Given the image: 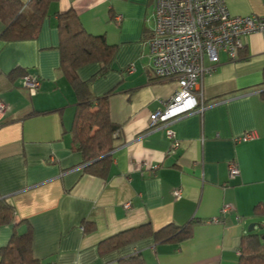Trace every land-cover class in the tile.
Returning <instances> with one entry per match:
<instances>
[{"label":"crops","instance_id":"obj_1","mask_svg":"<svg viewBox=\"0 0 264 264\" xmlns=\"http://www.w3.org/2000/svg\"><path fill=\"white\" fill-rule=\"evenodd\" d=\"M224 1L231 16L264 17V0ZM68 10L88 33L116 47L111 69L91 85L95 96L113 90L107 104L119 129L106 177L86 172L81 153L72 150L77 100L59 69L57 25ZM153 24L154 0H56L36 38L0 39V99L8 106L0 118V199L14 219L0 226V247L13 229L29 228L32 254L42 264H118L134 253L145 264H238L249 225L264 228V216L254 214L264 206V35L250 34L235 59L222 55L202 76L196 109L151 129L150 114L175 89L174 80L153 75ZM15 68L39 80L35 92L22 86V76H9ZM98 69L93 63L77 72L87 80ZM249 131L254 139L236 140ZM83 221L95 229L84 232ZM146 223L153 230L190 223L192 236L167 243L147 238L98 254L101 240Z\"/></svg>","mask_w":264,"mask_h":264},{"label":"trees","instance_id":"obj_2","mask_svg":"<svg viewBox=\"0 0 264 264\" xmlns=\"http://www.w3.org/2000/svg\"><path fill=\"white\" fill-rule=\"evenodd\" d=\"M56 0H0V21L4 25L0 39L4 41L31 40L37 37L49 6ZM60 55L59 69L76 95V106L70 129L72 150L79 151L85 163V171L98 177H106L111 166L113 135L119 129L110 119L107 97L92 93L91 85L110 69L116 47L108 45L101 35L88 33L77 15L68 10L58 17ZM98 64L99 69L87 80H81L78 70L89 64ZM27 73L13 69L9 76H24ZM254 214L264 216V206L254 208ZM13 208L5 199H0V226L12 224ZM15 227V225H14ZM84 232L95 229V223L83 221ZM192 236L190 223L168 224L153 230L150 224L113 234L97 245L98 254L104 256L123 246L151 238L154 243L181 242ZM0 264H42L32 254V233L27 229L17 233L13 229L6 245L0 247ZM51 264V263H46ZM118 264H145L140 253L120 257ZM238 264H264V237L249 233L242 237Z\"/></svg>","mask_w":264,"mask_h":264},{"label":"built area","instance_id":"obj_3","mask_svg":"<svg viewBox=\"0 0 264 264\" xmlns=\"http://www.w3.org/2000/svg\"><path fill=\"white\" fill-rule=\"evenodd\" d=\"M252 33L264 35V17L231 16L224 0H154V24L149 38L152 72L159 80H174L175 89L164 106L150 114L149 128L165 127L196 109L198 96L202 101V76L214 69L222 55L235 59ZM205 58L211 63L209 66L204 65ZM21 84L33 93L39 80L24 75ZM7 107L0 99V118ZM166 135L172 147H178L172 130L166 129ZM255 137V132L249 131L236 140L244 142ZM238 173L237 165L231 163L230 176ZM174 196L181 197V191L176 190ZM130 206L124 205L126 209ZM229 209L226 205L221 212Z\"/></svg>","mask_w":264,"mask_h":264},{"label":"rangeland","instance_id":"obj_4","mask_svg":"<svg viewBox=\"0 0 264 264\" xmlns=\"http://www.w3.org/2000/svg\"><path fill=\"white\" fill-rule=\"evenodd\" d=\"M251 233H257L262 234V237H264V228H260L259 225L254 226V229L250 231Z\"/></svg>","mask_w":264,"mask_h":264},{"label":"water","instance_id":"obj_5","mask_svg":"<svg viewBox=\"0 0 264 264\" xmlns=\"http://www.w3.org/2000/svg\"><path fill=\"white\" fill-rule=\"evenodd\" d=\"M254 226H256V224L255 223H251L249 225V227H248V231L250 232L252 229H254ZM259 227H260V225H259Z\"/></svg>","mask_w":264,"mask_h":264}]
</instances>
